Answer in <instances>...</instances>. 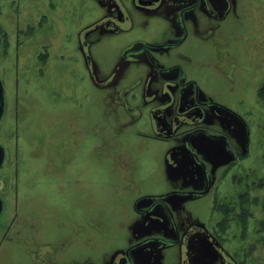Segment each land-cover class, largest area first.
Returning a JSON list of instances; mask_svg holds the SVG:
<instances>
[{
    "label": "rangeland",
    "instance_id": "374dc122",
    "mask_svg": "<svg viewBox=\"0 0 264 264\" xmlns=\"http://www.w3.org/2000/svg\"><path fill=\"white\" fill-rule=\"evenodd\" d=\"M176 6L0 0V264H127L140 231L175 230L161 205L143 217L134 203L199 186L202 167L207 193L164 198L183 242L148 241L131 261L264 264V0H205L186 30ZM153 42L174 75L153 78L140 53ZM198 125L201 166L171 138Z\"/></svg>",
    "mask_w": 264,
    "mask_h": 264
},
{
    "label": "flooded vegetation",
    "instance_id": "af4514ba",
    "mask_svg": "<svg viewBox=\"0 0 264 264\" xmlns=\"http://www.w3.org/2000/svg\"><path fill=\"white\" fill-rule=\"evenodd\" d=\"M171 1H173V2H175V3L178 4V6L175 7V8H178V14H179V19H180V25H179V23H177L175 25V27L178 30L180 29V27H182L183 30H186V28H185V22H186L187 16L188 15H191V14H196L198 12L197 11L198 9L201 11L202 10V5L205 3V0H186V2H183V3L182 2L181 3H178L177 1H179V0H171ZM172 8H174V7H172ZM198 14H199V12H198ZM151 44H152V46L151 45H147V44L146 45H143V47L140 50V53L142 52L141 59H144L149 64V66H150L149 71L155 73V75H154L153 78H156V79H160L161 80V77H163V76L168 77L169 75H172V74H169V73H172V72H173V75H174L176 73L177 67L175 66L176 67V69H175V68H173L174 66H172V65H165L164 66L160 62H157L155 60L154 56L152 55L151 50H150V48H155L156 49V48H163V47L165 49L167 46H161V45H159V44H157L155 42H153ZM160 44H163V43H160ZM170 47H172V46L170 45ZM170 47H168V48H170ZM121 60L122 61L120 62V64H122L124 62L123 59H121ZM117 66H116V68L114 67L112 70H114L115 72H117V76H120L121 77V75L123 74L124 69L127 67V63L124 62L121 65V68L120 69H119V67L117 68ZM171 80L174 81V79H172V78H171ZM182 80H183V78L180 76L179 79L177 80V83L174 82L175 83V86H181L182 87V85H184V83L188 84L187 82H189L188 80H187V82L186 81L183 82ZM178 81H179V83H178ZM161 86H162V88H163V86L166 87L163 90L164 92L171 93L172 90H173L172 89L173 86H172L171 83L168 84L167 86L166 85H163V84ZM160 95L161 94L158 93L157 89H155V93H154L153 98L155 100H158L159 101L161 99ZM190 100L191 101L198 102L202 106H209L211 104V102H209V101H204V100L201 101L199 99V96H198L197 92H195L193 94V97H190ZM3 107H4V105H3L2 100H1L0 116H1V113L3 111ZM169 107H171V106H169ZM191 107L192 106H190L189 108H191ZM172 111L173 110H164L163 113L165 114V112H167L168 114H170ZM165 116H168V115L165 114ZM198 131H202V132L209 133L205 126L198 125V127L196 126L194 128L188 129V130H184V131H180V132H177L176 131V132L173 133V135L171 136V138L175 140V142L177 143V145H181V143L182 144H185L186 145V148L188 149L189 155L192 158V160L196 161V163L200 164V166H201V164H204L202 162L203 160L197 157V155L195 154V151L193 150L192 145L189 144V139H190L191 135L194 134L195 132H198ZM216 135L217 136H220L222 139H224L226 141L227 149L231 153L230 155L233 156V157H235L237 155V153L233 152L229 148L228 142H227L228 141L227 136H223V135L221 136L219 134H216ZM2 154H3V152H2ZM202 169L205 172V178H203V180L201 181V183H200L199 186H195V187H193V189H190V190H181V189H176V188L175 189H170V190H168V191H166V192H164L162 194H158L157 195L158 197H153L151 199L150 203H148L149 205L147 207H145V208H142V209H139V208L135 207L137 201L134 203V209H135V211H137V213L139 215L143 216V217H146L150 212H154V210L157 209L161 205L162 207H164V209L166 210V212H167L168 216L170 217L171 221L174 223L175 230H174L173 236H170L171 238H168L166 236H163L162 234H156V233H154V234H146V235L143 234L142 235V233H145V232H141L140 231V237H138V239L135 242H132L124 250L125 254L122 255V258L126 260L127 264H133V262L130 259V251L133 250L134 248L140 247L141 245H143L144 243H146L148 241H151V240L152 241L153 240H156L157 242L160 241V242L166 243V246H170V245H180L183 242L182 241V238H181V236L179 234L180 232H179V230L176 227V222H175L176 220H174V213L171 210L170 206L168 205V202L164 198H166L169 195H173V194H175V195L176 194H182V195H184V194H188V195H200V194L207 193L208 190L210 189V186H211V183H212V175L210 173V169L209 168H207V167H204L203 168L202 167Z\"/></svg>",
    "mask_w": 264,
    "mask_h": 264
},
{
    "label": "water",
    "instance_id": "95a60500",
    "mask_svg": "<svg viewBox=\"0 0 264 264\" xmlns=\"http://www.w3.org/2000/svg\"><path fill=\"white\" fill-rule=\"evenodd\" d=\"M2 98V94H1V88H0V105H1V99ZM2 160V147L0 146V162Z\"/></svg>",
    "mask_w": 264,
    "mask_h": 264
}]
</instances>
